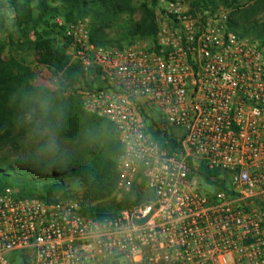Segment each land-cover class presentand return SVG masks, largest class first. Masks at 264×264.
I'll list each match as a JSON object with an SVG mask.
<instances>
[{"label":"built area","instance_id":"obj_1","mask_svg":"<svg viewBox=\"0 0 264 264\" xmlns=\"http://www.w3.org/2000/svg\"><path fill=\"white\" fill-rule=\"evenodd\" d=\"M158 4L167 24L150 48L95 46L88 20L56 21L89 79L82 108L123 148L114 197H148L100 221L80 198L6 189L0 264H264V49L226 17Z\"/></svg>","mask_w":264,"mask_h":264},{"label":"trees","instance_id":"obj_2","mask_svg":"<svg viewBox=\"0 0 264 264\" xmlns=\"http://www.w3.org/2000/svg\"><path fill=\"white\" fill-rule=\"evenodd\" d=\"M4 1L0 0V32L6 29ZM6 1L12 7L24 43L31 45L40 63L59 79V85L56 90L35 86L36 76L30 68L2 58L0 41V148L50 132V138L61 141V149L33 158L26 164L14 165L0 160V194L11 189L20 199H38L50 204L77 198L59 197L70 182L77 181L84 190L81 202L85 216L100 221L117 216L121 210L130 207L134 196L141 198L139 190L125 194L120 204L112 203L119 181L118 159L123 148L110 122L87 114L82 108L77 90H73L82 71L67 56L70 42L61 39L63 28L56 21L63 18L65 24H70L89 18L92 44L117 45L122 49L124 47L109 32L114 30L120 17L135 15V0H63L62 8H51L44 1L36 10L32 0ZM151 1L154 7L157 0ZM216 1L191 0L190 11L217 9ZM221 1L225 5H239L242 0ZM140 12V22L131 25L125 37L131 41L147 37L155 39L158 26L154 10L145 4ZM243 25L242 21L230 20L227 27L234 33L243 28V34L254 37L264 49V24ZM32 33L33 40L30 39ZM58 40L62 41L60 48L56 46ZM199 176L205 183H211L212 174L204 169ZM16 259L18 264H28L26 254H19Z\"/></svg>","mask_w":264,"mask_h":264},{"label":"rangeland","instance_id":"obj_3","mask_svg":"<svg viewBox=\"0 0 264 264\" xmlns=\"http://www.w3.org/2000/svg\"><path fill=\"white\" fill-rule=\"evenodd\" d=\"M20 2L24 0H18ZM46 1L51 8H62L63 0H32L34 9H38L41 2ZM185 6L190 9L191 0H178ZM195 1V0H192ZM229 1V0H228ZM217 9L210 8L208 11H211V14L218 16H223L227 18V22L232 20L236 22L242 21L245 26L255 27L261 26L264 24V0H242L239 5L228 4L225 5L221 0H217ZM5 4V18H6V29L0 32V41L3 45L2 58L5 61H15L27 68H30L36 80L34 85L37 87H44L51 90H56L59 85V79L52 76L49 72V69L43 66L40 63L39 57L34 51H32L31 45L24 43V40L21 37L20 29L16 26L14 13L12 7L9 5L8 1H4ZM147 5L148 8H152L156 15L158 29L162 28L166 23L165 17L162 16L161 8L158 4L153 6L151 0H135L134 6L137 9L133 17L124 15L119 18V22L114 28L113 31H110L109 34L115 40H118L121 47H130L136 43H139L145 48H150L153 44L156 43V38H136L133 41L128 39L125 34L127 29L136 23H139L141 20V6ZM239 9V11H236ZM239 13V14H237ZM60 22H64L63 18L59 19ZM88 20L90 24V19H81ZM243 25V26H244ZM247 27V28H248ZM245 30L243 28L239 29V32L236 33L242 38H250L248 35L243 34ZM12 39V41H11ZM30 39L33 40V33L30 35ZM62 39V38H61ZM251 39L256 40L254 37ZM60 48L62 46V41L58 40L56 44ZM118 48L117 45L114 46ZM67 56L70 58L71 62L75 64L70 50H67ZM88 78L81 74V78L78 84L75 85L73 90H79L80 88L86 86ZM50 132L39 135V137L29 136L26 140H23L16 145H7L3 148H0V160H7L9 163L14 165L26 164L33 158H40L46 153H54L58 148L61 149V141L57 138H50ZM13 191V190H12ZM14 192V191H13ZM84 190L81 188L77 181L70 182L65 192L59 197L65 198L69 196H76L77 198L82 199ZM142 199L148 197L147 195H139ZM124 198V197H123ZM119 197H114L112 200L113 204H120L124 199ZM141 198L133 197V204L141 200ZM130 205V206H131ZM28 258L30 254L27 255ZM15 258V257H14ZM13 264H18V260H14Z\"/></svg>","mask_w":264,"mask_h":264}]
</instances>
